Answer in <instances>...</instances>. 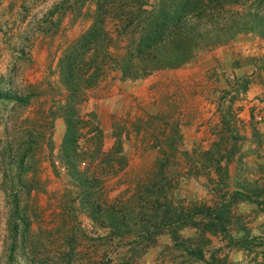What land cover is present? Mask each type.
Instances as JSON below:
<instances>
[{
  "label": "rangeland",
  "instance_id": "obj_1",
  "mask_svg": "<svg viewBox=\"0 0 264 264\" xmlns=\"http://www.w3.org/2000/svg\"><path fill=\"white\" fill-rule=\"evenodd\" d=\"M84 1L0 0V90L20 98L0 99V264H264V39L243 33L137 81L107 69L81 108L103 132L106 156L82 165L97 178L99 203L146 207L166 155L158 184L177 209L228 207L227 234L179 230L180 242L203 249L200 261L169 230L147 242L101 228L58 161L65 123L52 115L66 94L58 64L92 23V0L76 10ZM109 21L112 50L121 53L126 42ZM120 148L126 168L104 174L107 155Z\"/></svg>",
  "mask_w": 264,
  "mask_h": 264
},
{
  "label": "trees",
  "instance_id": "obj_2",
  "mask_svg": "<svg viewBox=\"0 0 264 264\" xmlns=\"http://www.w3.org/2000/svg\"><path fill=\"white\" fill-rule=\"evenodd\" d=\"M85 2L87 0L76 9L80 15ZM92 3L95 9L90 27L66 47L58 64L66 92L56 107L57 114L52 115L53 121L59 117L65 123L58 161L81 191V206L101 228L108 229L121 240L134 238V241L147 242L155 241L162 231L169 230L179 248L190 257L203 261V249L191 247L187 240L180 242L179 230L191 224L199 226L198 230L202 226L201 230L205 232L227 234L228 207L220 204L216 207L195 206L188 211L177 209L158 184V178L165 180L167 165L162 161L166 160V155L159 162V174L152 180L154 190L149 191L152 201L146 207L141 206L135 211L99 203L93 192L97 178L90 177L82 165H92L99 156H106L101 146L103 132L96 125L97 118L89 115L86 119L81 108L87 101L88 92L99 85L107 69L119 71L124 80L137 81L157 71L186 66L199 51L227 45L243 33L264 39V0H157L153 5L149 0H92ZM109 20L113 22L116 36L126 42L121 53L112 50L115 37ZM0 99L20 98L0 90ZM84 135L97 144L91 149L85 148L82 144ZM32 136L30 134L29 139ZM121 152L120 148L107 155L111 157L105 160L108 169L104 174L116 176L126 168ZM217 171L222 173L220 163ZM252 194L257 193L253 191ZM261 204L264 205V201ZM17 217L20 218L19 210ZM199 218L202 223L197 222ZM20 226L16 223L14 236L20 232Z\"/></svg>",
  "mask_w": 264,
  "mask_h": 264
}]
</instances>
